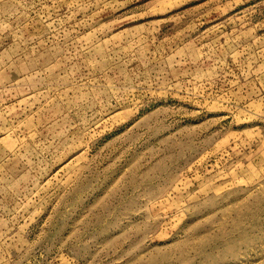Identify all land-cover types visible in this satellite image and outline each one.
Wrapping results in <instances>:
<instances>
[{"label": "rangeland", "instance_id": "1", "mask_svg": "<svg viewBox=\"0 0 264 264\" xmlns=\"http://www.w3.org/2000/svg\"><path fill=\"white\" fill-rule=\"evenodd\" d=\"M0 264H264V0H0Z\"/></svg>", "mask_w": 264, "mask_h": 264}]
</instances>
